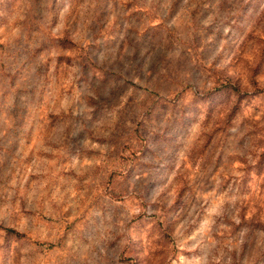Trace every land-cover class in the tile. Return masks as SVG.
I'll use <instances>...</instances> for the list:
<instances>
[{"label":"rangeland","instance_id":"rangeland-1","mask_svg":"<svg viewBox=\"0 0 264 264\" xmlns=\"http://www.w3.org/2000/svg\"><path fill=\"white\" fill-rule=\"evenodd\" d=\"M122 258L264 264V0H0V264Z\"/></svg>","mask_w":264,"mask_h":264},{"label":"trees","instance_id":"trees-1","mask_svg":"<svg viewBox=\"0 0 264 264\" xmlns=\"http://www.w3.org/2000/svg\"><path fill=\"white\" fill-rule=\"evenodd\" d=\"M216 90H218V91H221V90L229 91V92L233 93L236 97H240L241 95L244 94V92L239 91L238 88L236 86H234L228 80L225 81L224 83H222L221 85H219ZM134 154L135 153L133 152V155ZM119 161L122 163V165H126V162L128 161V153H125L121 150L119 152ZM118 174H120V173H118ZM108 194L113 199L119 198V197H113V194L111 193V191H109ZM121 260H123V263H125V264H131V263H129V261L126 258H122Z\"/></svg>","mask_w":264,"mask_h":264}]
</instances>
